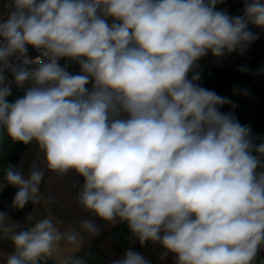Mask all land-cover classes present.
<instances>
[{
	"label": "clouds",
	"instance_id": "1",
	"mask_svg": "<svg viewBox=\"0 0 264 264\" xmlns=\"http://www.w3.org/2000/svg\"><path fill=\"white\" fill-rule=\"evenodd\" d=\"M220 3L9 0L0 18V131L35 141L48 170H75L85 210L127 223L141 246L159 244L161 259L171 253L176 264H254L264 250V141L255 144L251 129L222 110L235 108L228 97L195 83L198 72L189 79L209 52L246 51L259 38L249 24L264 30L262 0H245L236 17ZM28 46L40 55L30 57ZM13 82L30 86L10 102ZM43 178L36 164L27 177L4 169V182L18 189L11 207L38 204ZM80 229L98 234L90 220ZM0 238L15 249L4 264H85L72 255L81 232H61L50 216L17 231L0 212ZM61 242L74 251L57 259ZM111 264L150 262L129 248Z\"/></svg>",
	"mask_w": 264,
	"mask_h": 264
},
{
	"label": "crops",
	"instance_id": "2",
	"mask_svg": "<svg viewBox=\"0 0 264 264\" xmlns=\"http://www.w3.org/2000/svg\"><path fill=\"white\" fill-rule=\"evenodd\" d=\"M109 24L112 18H108ZM65 60L61 59L60 61ZM195 73H189V79ZM23 93L12 92L8 100L14 101ZM36 164L39 170L44 172V178L39 186V194L42 196L38 204L31 202L17 210L11 207L14 195L18 190L16 187L4 182V169L9 165L22 172L27 177L31 166ZM84 178L75 170L70 169L66 173H58L48 170L44 161V154L35 141L25 145L13 142L5 133L0 131V212H6L9 223L17 226V231L26 230L41 219L52 217L54 222H59L61 232L70 227L81 232V246L72 255L82 258L85 264H111L112 261L122 259L125 252L131 248L141 253L150 264H176V257L169 253L161 259L165 251L159 244L151 241L141 246L140 242L131 236L127 223L116 221L110 223L102 220L89 210H85L78 201L79 193L82 191ZM31 214L32 220L27 217ZM90 220L98 230L95 237L80 229V222ZM63 246V242H61ZM15 251L10 239L0 238V264H4L3 257ZM74 251L72 246H63L57 249L55 257L58 259L64 254ZM259 258L254 264H260ZM41 264H44L42 261ZM46 264H55L53 259H48Z\"/></svg>",
	"mask_w": 264,
	"mask_h": 264
},
{
	"label": "trees",
	"instance_id": "3",
	"mask_svg": "<svg viewBox=\"0 0 264 264\" xmlns=\"http://www.w3.org/2000/svg\"><path fill=\"white\" fill-rule=\"evenodd\" d=\"M244 4L245 0H223L216 7L236 17L243 15ZM249 29L259 38L246 51L242 54L234 51L219 58L209 52L197 62L194 72L200 74L195 83L232 101L235 108L229 105L222 110L232 111L242 125L251 129L254 143L259 144L264 141V30L251 24ZM234 89L246 94L234 93Z\"/></svg>",
	"mask_w": 264,
	"mask_h": 264
},
{
	"label": "built area",
	"instance_id": "4",
	"mask_svg": "<svg viewBox=\"0 0 264 264\" xmlns=\"http://www.w3.org/2000/svg\"><path fill=\"white\" fill-rule=\"evenodd\" d=\"M8 2H9V0H0V18L7 19V13L9 11H11V9L5 7V4L8 3ZM28 47H29L28 55L30 57L35 58L36 56L40 55V52L38 50L32 48L31 46H28ZM13 59H15V58H13ZM59 63H60L61 66L67 65L68 71L70 73H72L73 75L80 73L79 65L77 63L73 62V61L65 59V60L59 61ZM197 66H198V63L192 69V71H195ZM5 75L7 76V80L8 81H10V82L13 81V77L10 74V72H6ZM29 86H30L29 84H26L24 89H18L17 86L15 85V83L13 82L12 85H11V92H20V93L24 94V91ZM86 87H88L90 89L91 88V83L89 85H86ZM257 258H259V259L264 258V250H262L260 252V254L258 255Z\"/></svg>",
	"mask_w": 264,
	"mask_h": 264
}]
</instances>
